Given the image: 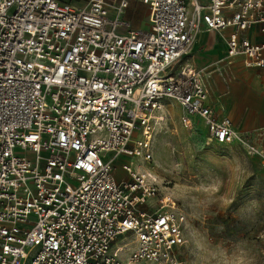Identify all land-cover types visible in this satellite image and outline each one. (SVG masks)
Listing matches in <instances>:
<instances>
[{
    "label": "built area",
    "instance_id": "1",
    "mask_svg": "<svg viewBox=\"0 0 264 264\" xmlns=\"http://www.w3.org/2000/svg\"><path fill=\"white\" fill-rule=\"evenodd\" d=\"M137 2L144 29L125 17ZM202 28L264 71V0H0V264H187L185 213L145 166L167 104L264 167L185 60Z\"/></svg>",
    "mask_w": 264,
    "mask_h": 264
},
{
    "label": "rangeland",
    "instance_id": "2",
    "mask_svg": "<svg viewBox=\"0 0 264 264\" xmlns=\"http://www.w3.org/2000/svg\"><path fill=\"white\" fill-rule=\"evenodd\" d=\"M191 61L199 59L195 55ZM203 139L202 132L193 135L173 116L154 135L152 162L145 166L184 213L189 201L207 207L226 205L234 198L225 210L214 208L204 224L214 241L230 249L245 245L264 264V167L239 143L205 144ZM130 159L137 161L127 156L116 160L118 173H122L121 163ZM181 254L188 260L184 246Z\"/></svg>",
    "mask_w": 264,
    "mask_h": 264
},
{
    "label": "crops",
    "instance_id": "3",
    "mask_svg": "<svg viewBox=\"0 0 264 264\" xmlns=\"http://www.w3.org/2000/svg\"><path fill=\"white\" fill-rule=\"evenodd\" d=\"M190 1L186 0L189 9ZM198 1L203 5L208 2ZM147 15V7L140 2L132 3L125 13L126 19L135 28L146 27ZM137 20L142 24L136 25ZM228 31L229 29L218 33L202 28L197 37L195 36L196 40L194 39L185 60L204 69V82L208 89L207 103L217 115L228 117L232 126L247 135L264 153V71L245 66L242 57L224 58L226 44L223 35ZM249 36L255 40L262 38L255 30H250ZM195 55L198 62L191 61V57ZM167 109L179 121L181 107L172 101L167 104ZM253 155L257 159L260 157L258 154Z\"/></svg>",
    "mask_w": 264,
    "mask_h": 264
},
{
    "label": "clouds",
    "instance_id": "4",
    "mask_svg": "<svg viewBox=\"0 0 264 264\" xmlns=\"http://www.w3.org/2000/svg\"><path fill=\"white\" fill-rule=\"evenodd\" d=\"M199 206L193 202L185 204L184 231L179 233L180 242L185 247L188 256L187 264H260L258 255L247 246L236 244L231 249L224 246L221 241H214L204 222L208 219L214 208L225 210L230 204ZM218 214V213H217ZM243 219V217H240ZM197 221L201 223L197 226ZM222 231V226L219 227Z\"/></svg>",
    "mask_w": 264,
    "mask_h": 264
},
{
    "label": "bare ground",
    "instance_id": "5",
    "mask_svg": "<svg viewBox=\"0 0 264 264\" xmlns=\"http://www.w3.org/2000/svg\"><path fill=\"white\" fill-rule=\"evenodd\" d=\"M200 31H198L197 33H196V37H197V35H198V33H199ZM196 40V39H195ZM213 73V72H212ZM229 75V74H228ZM212 85H214V84H212Z\"/></svg>",
    "mask_w": 264,
    "mask_h": 264
}]
</instances>
